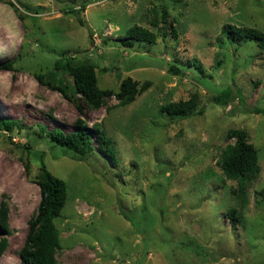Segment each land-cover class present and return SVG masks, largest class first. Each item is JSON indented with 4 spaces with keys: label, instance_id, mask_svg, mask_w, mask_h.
<instances>
[{
    "label": "rangeland",
    "instance_id": "obj_1",
    "mask_svg": "<svg viewBox=\"0 0 264 264\" xmlns=\"http://www.w3.org/2000/svg\"><path fill=\"white\" fill-rule=\"evenodd\" d=\"M14 1L23 22L0 0V63L12 60L11 69L0 68V118L22 128L4 136L0 130V201L8 203L11 230L0 264L20 261L39 202L34 177L41 160L68 184L56 219L61 244L55 264H264V195L254 197L264 189V49L254 39L220 33L223 23L264 32V0ZM158 2L176 14V37L121 45L137 19L154 30L149 20ZM61 50L92 61L99 88L117 89L126 75L151 85L119 107L112 98L89 109L77 95L80 115L74 101L34 78L39 70L47 74ZM167 62L184 75L170 72ZM226 86L234 98L227 105L214 102ZM192 92L199 93L200 113L158 115L160 104ZM78 117L95 147L84 161L58 156L41 130L72 131ZM93 123L111 138L116 162L97 148ZM229 128L246 129L260 166L233 224L225 213L236 202L229 190L236 182L216 164L220 149L233 142L225 137Z\"/></svg>",
    "mask_w": 264,
    "mask_h": 264
},
{
    "label": "trees",
    "instance_id": "obj_2",
    "mask_svg": "<svg viewBox=\"0 0 264 264\" xmlns=\"http://www.w3.org/2000/svg\"><path fill=\"white\" fill-rule=\"evenodd\" d=\"M7 2L17 11L18 17L25 20V13L20 11V7L15 6L14 0ZM151 11L152 20L149 24L154 30L136 23L129 25L120 39V44L129 48L134 44L149 43L155 44L160 37L165 44L171 35L176 37L174 22L176 14L170 13L168 6L164 3H153ZM175 9V5H172ZM83 9V8H82ZM68 11V10H67ZM66 11V13H68ZM80 11V10H79ZM80 13V12H79ZM80 24L82 21L77 19ZM25 27V25H24ZM220 33L225 37H233L240 40L254 39L260 48L264 49V32L250 26H237L231 23H223L220 26ZM66 50L58 52V57L50 63V70L47 72L38 71L34 73L37 82L48 89L59 92L64 98L74 101L75 107L84 115L80 102L89 109H98L106 106L109 99L116 100L115 106H125L134 101L139 95L150 87L149 80L139 81L131 76H124L117 89L99 88L96 80V65L92 61L79 60L75 54H68ZM167 69L177 75H184V69L176 64L168 63ZM134 66H138L135 64ZM12 60L0 63V68L11 69ZM60 73L61 79L58 75ZM64 74L70 76L71 84L64 79ZM73 92V96L68 91ZM79 96L80 102L75 96ZM233 91L226 86L213 96V100L221 105H227L234 98ZM237 97H240L237 92ZM199 93L192 92L187 98L171 99L157 108L158 115L168 117L185 116L190 113H200L197 109ZM256 112L260 110L254 109ZM74 129L65 132L60 128L47 129L41 126L44 138L47 143L58 153V156H66L70 159L84 161L89 153L95 150L93 136L84 117H78L73 123ZM14 128L19 131L22 127L17 120L0 118V130L2 136L5 132H11ZM92 132L95 137L97 148L106 153L113 161L116 160L115 149L111 138L106 134L99 123L92 124ZM10 140V136H6ZM226 139H233L218 153L216 164L224 177L236 182L230 187V196L235 198L234 206L229 207L225 213L226 217L233 224L238 221L237 212H241L248 201V191L258 178L260 166L258 162V149L250 141L249 133L243 128H229L225 132ZM25 167L29 168L28 161ZM39 188V202L35 213L28 220V229L25 239L18 254L20 261L18 264H55V254L60 248V231L56 225V219L61 216L68 195V184L62 178L51 173L44 160L40 161L38 172L34 177ZM264 195V189L254 192L255 195ZM234 200V201H235ZM238 208V209H237ZM8 203L5 199L0 201V255L7 246V236L10 234L8 221Z\"/></svg>",
    "mask_w": 264,
    "mask_h": 264
}]
</instances>
